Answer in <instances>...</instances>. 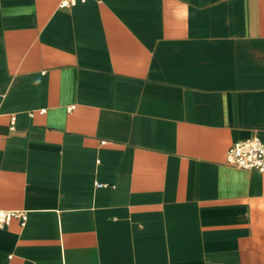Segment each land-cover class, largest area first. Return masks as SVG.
Segmentation results:
<instances>
[{
	"label": "crops",
	"instance_id": "1",
	"mask_svg": "<svg viewBox=\"0 0 264 264\" xmlns=\"http://www.w3.org/2000/svg\"><path fill=\"white\" fill-rule=\"evenodd\" d=\"M60 2L0 0V264H264V0Z\"/></svg>",
	"mask_w": 264,
	"mask_h": 264
},
{
	"label": "built area",
	"instance_id": "2",
	"mask_svg": "<svg viewBox=\"0 0 264 264\" xmlns=\"http://www.w3.org/2000/svg\"><path fill=\"white\" fill-rule=\"evenodd\" d=\"M87 0H61L60 7L70 8ZM12 118L10 131H13ZM225 163L230 167L246 171L264 172V145L257 138L252 137L233 143L226 151ZM17 218L23 226L26 220L25 212L0 210V228L8 225L11 219Z\"/></svg>",
	"mask_w": 264,
	"mask_h": 264
}]
</instances>
